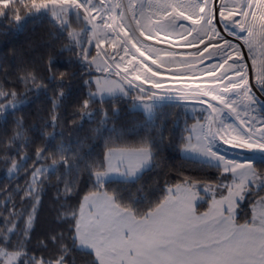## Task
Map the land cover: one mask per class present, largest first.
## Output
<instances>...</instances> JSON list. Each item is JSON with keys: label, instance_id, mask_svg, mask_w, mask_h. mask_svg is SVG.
Wrapping results in <instances>:
<instances>
[{"label": "snow or ice", "instance_id": "1", "mask_svg": "<svg viewBox=\"0 0 264 264\" xmlns=\"http://www.w3.org/2000/svg\"><path fill=\"white\" fill-rule=\"evenodd\" d=\"M254 4L256 7L264 6V0H240L231 6L222 2L219 8L215 4L209 7V0H192L187 10L181 7L177 11L170 5H157L156 11L147 15L141 6L137 15L135 0H129L127 11L122 4H112L110 0H0V16L5 19L14 15L16 21H21L22 8L29 13L24 19H41L50 14V22H54L53 28L57 35L67 33L63 50L75 55L82 68L86 65L90 72L95 64L97 71L111 74L115 65L117 76L125 74L122 79L127 81L128 88L115 86L107 80L101 84L97 79V88L93 91L92 80H85L89 92L82 103L75 105L73 124L76 123L75 112L80 113L81 121L92 119L96 114L94 106L97 103L105 105L109 100L113 104L112 116H115L120 97H132V89L139 90L133 98V107L143 109L150 121L154 119V110L162 107L164 102L187 108L188 105H180L178 101L191 98L194 100V109L196 105H205L199 109L204 123L197 120L186 141H181L182 149L192 153L188 159L215 169L222 178L215 188L210 185L203 187V192L212 193L210 202L203 196L197 197L194 191L203 181L185 178L180 183L168 186L163 197L155 204L142 209L138 207L140 201L133 193H121L118 190L109 193L107 189L111 183L136 184L146 171L158 166V153L166 139L162 123L145 128L143 135L137 132L138 139L131 149L116 147V142L122 141L123 135L115 138L110 136L105 140L106 151L101 161L88 160L80 155L79 149L72 151L64 145L49 151L30 139L22 119L18 120L13 134L0 140V148L3 149L0 161L4 162L9 177L18 176L21 172L30 175L24 187L17 186L14 195L23 193L20 196L22 203L31 201V204L30 210H17L13 202L11 211L2 217L0 264H75L74 260L70 262L68 259L74 251L83 255L94 254L95 258L87 264H264V196L251 220L241 222L237 211L240 201L255 189L259 190L257 194L264 192V111L261 110L264 109V101H260L253 90L251 74L256 70L257 61L252 55L253 40L249 39L264 35V24L258 33L255 25L258 16L253 10ZM179 21H187L193 27L188 28ZM197 25L200 27H195ZM177 28L183 31L177 33ZM221 29L227 36L243 40L249 48V56L244 57L240 46L226 39ZM245 31L248 38L240 34ZM194 32L196 37L188 40ZM173 33L175 38L187 42L184 46L198 49L194 56L203 58L208 53V59L220 57L217 63L207 66V72L202 73L213 77V80L206 84L196 83V77H189L180 67H172L170 62L165 63L159 57L152 58L151 64L156 69L162 66L167 68L172 77L182 80L186 85V89H173L166 86L164 79L157 78L160 76L158 71L150 65L145 66L132 54V50H135L144 60H149L145 49L149 53L160 50L145 45L144 41L160 43L163 40L168 43L167 38ZM86 37L88 45L95 40V57L91 56L90 47H85ZM205 37L209 43L205 42ZM105 44L113 49L115 55L110 56L106 49L100 51ZM200 45L204 47L200 49ZM261 47H264V41H261ZM210 48L222 51L210 52ZM118 49H122L123 55ZM117 55L119 61L129 57L126 64L118 62ZM174 55L163 52L164 57ZM98 58L103 60L102 67ZM247 59L252 61L251 68L247 65ZM230 60L233 61L231 64L228 63ZM41 61L48 68L47 83L34 64L19 57L17 70L20 81L25 85V93L20 95L15 90L9 93L0 85V120L6 122L7 114L10 111L14 114L26 102L28 92L35 89L38 93L51 85L54 91L49 113L51 126L54 128L60 122L57 113L68 99L71 88L70 83L65 84V81H71L74 74L54 70L52 53H48L46 59L41 57ZM135 64H139L146 75L142 76L136 69V74L128 79L130 69L127 65ZM226 65L225 72L217 77V71L225 69ZM181 67L191 68L193 62L183 61ZM136 80H139V84L133 83ZM145 83L157 91L141 87ZM29 85L32 87L29 88ZM257 87L260 94L264 95V59L257 77ZM109 118V114L104 111L101 125L106 124ZM185 131L188 129L185 128ZM193 133L196 134L195 145L191 142ZM44 135L50 134L45 132ZM32 145L36 148L35 160L29 166L31 157L28 149ZM13 148L14 151L10 153L9 149ZM48 160H51V165L47 164ZM58 164L64 168L63 175L59 177L64 187L57 192L58 197H66L75 190L80 172L88 175L92 187L83 197L78 210L70 213L62 211L57 217L59 220L70 216L71 221H74L68 234L71 244L66 243L64 233H53L48 239L38 241V246L47 250L50 240L56 249L54 253L47 258L43 255L29 256L26 245L30 242L28 237L35 220L45 174L50 175ZM225 190L227 195H224ZM197 198L209 203L207 210L200 211ZM7 204L8 201H5L6 211ZM19 219L24 221L22 229L17 224ZM10 236L16 237L14 244Z\"/></svg>", "mask_w": 264, "mask_h": 264}, {"label": "trees", "instance_id": "2", "mask_svg": "<svg viewBox=\"0 0 264 264\" xmlns=\"http://www.w3.org/2000/svg\"><path fill=\"white\" fill-rule=\"evenodd\" d=\"M20 15L22 19L19 22L16 21L14 15H10L7 19L0 16V85L4 90L9 93L15 90L20 95L25 93V85L20 81V73L17 70L21 56L25 61L34 64L37 72L45 78V83H47L48 68L41 61V57L46 59L48 53L54 55V70L67 71L74 75L71 81H65V84L70 83L71 88L68 99L64 101L57 113L61 119L56 127L51 126L52 121L49 115L54 97L53 86L50 85L38 93L35 89L28 92L26 102L20 105L14 114L10 111L6 116V122L0 120V140L11 136L15 122L22 119L28 137L35 140L36 144L47 147L49 151H54L59 145H64L72 151L79 149L80 155L88 160L102 161L106 151L105 140L110 136L115 138L117 135H123V140L117 141L116 147L133 148L138 139L137 132L143 135L145 128L155 127L162 123L166 139L164 147L158 153V166L146 171L136 184H109L107 189L109 193L113 190H118L121 193L131 192L140 201L138 207L143 209L160 200L168 186L180 183L185 178L205 182L207 176L205 168L198 162L181 155V141H186L183 117L186 115L184 109L187 108L176 107L164 102L162 107L154 110V119L150 121L142 110L132 107V98L121 96L116 104L118 113L115 116H112L113 104L109 100L105 105L97 103L94 106L96 114L92 119L85 118L81 121L80 113L75 112L76 123L73 124L71 121L74 118L75 105L82 103L83 98L88 95L89 88L84 81L89 80L91 73L86 65L82 68L81 62L75 55L63 50L68 38L67 33L58 36L57 31L53 28L54 22H50L49 16L41 19H24L29 15L28 11L23 8ZM31 87L29 85V88ZM104 111L109 114L110 118L106 124L101 125V116ZM95 129H99V131L94 132ZM45 132L50 135L45 136ZM13 151L14 148L9 149L10 153ZM35 151V145L28 149L31 157L28 161L29 166L35 160ZM2 154L3 149L0 148V155ZM47 164L50 165L51 160H48ZM63 172V165L58 164L50 175L45 174L35 220L28 237L30 242L26 245L29 256L43 255L47 258L54 253L56 249L50 240L47 250L38 246V241L48 239L53 233H64L66 243L71 244L68 234L74 221H71L70 216L59 220L57 217L62 211L70 213L72 210H77L83 196L89 193L92 182L87 174L80 172L75 190L66 197L64 195L58 197L57 192L64 187L63 182L59 179ZM29 179L30 175L25 172L9 177L4 162L0 161V228L3 227L2 217L11 211L13 202L17 210H30L31 201L22 203L20 199L23 193L14 195L17 186L24 187L25 182ZM5 201H8L7 211ZM17 224L21 229L24 227L22 219L17 220ZM10 240L14 244L16 237L10 236ZM68 259L70 262L74 260L75 264H87L89 260L93 259V256L74 251Z\"/></svg>", "mask_w": 264, "mask_h": 264}, {"label": "rangeland", "instance_id": "3", "mask_svg": "<svg viewBox=\"0 0 264 264\" xmlns=\"http://www.w3.org/2000/svg\"><path fill=\"white\" fill-rule=\"evenodd\" d=\"M111 1H113V3H114V0H111ZM216 1L217 0H209V7H212V4H215V6L216 5L219 6V4L216 3ZM221 1L223 3H227L229 6H231L234 3L240 2V0H221ZM191 2H192V0H182V3L183 4H180V6H178L179 7L178 8V11L180 10L181 7H184L187 10V6ZM199 2H203V0H199ZM136 3H137V0H136ZM140 6H142V5H140ZM260 7H256L255 4H254L253 5V10H255L257 12V14H258ZM136 12H137V10H136ZM28 15H29V13H28ZM48 16L50 17V14ZM128 19L129 20L131 19V15L128 16ZM237 19H240V17H237ZM180 23H183V22L181 21ZM260 26H261V24H260ZM191 27H193V26L190 25V27H188V28H191ZM197 28H199V27H197ZM178 29L179 28L176 29V32H177ZM220 31H221L222 35H224L225 38L228 39L229 41L234 40V38L232 36H227L225 33H223V30L222 29ZM237 31H239V30H237ZM260 31H261V29L258 30L257 32L259 33ZM173 34H175V33H173ZM173 34L170 35L167 39L173 41V39L175 38V36ZM240 34L243 35L244 37L248 38V34H247L246 31L245 32H242ZM201 35H203V32H201ZM194 37H196V33L195 32L192 34V36H189L188 37V40H192ZM263 37H264V35H257V36H255L253 38H249V39L253 40V51H252V55H254L256 58H257L256 51H258L257 49H259V48H257V46L260 44V40L263 39ZM87 39L88 38L86 37L85 38V40H86L85 47H90L91 56L95 57L96 54H97V49L95 47V40L92 41V44L91 45H88ZM239 41L240 40L236 39V41H232V42L234 44H236V45L239 46V45H241V44L238 43ZM153 42L156 43L154 40H148V41H144V44L145 45H148V46H151L153 49H155V48H157V46L156 45H153L152 44ZM205 42L206 43H209L210 42V41H208L207 37H205ZM211 42H215V41H211ZM258 42H259V44H258ZM186 43H187L186 41H183V42H181L179 44V46L184 47V48L187 49V52L186 53L180 54L179 52L171 51L170 49H168L170 52H172V53L175 54L174 56L179 55V56H176V58H173V60L174 61H180V60H187L188 59L189 61H194L195 63H193V67L187 68V70H185L184 72L188 73L189 77H191V76L194 75L197 78L196 81H195L196 83L206 84L208 81L213 80L214 79L213 77H208L206 75H203L202 73L207 72L209 70L207 68V66L210 65V64L217 63L220 60V57L219 56H213L211 59H208L207 58L208 57V53H205L203 58L198 57V56H194V54L197 53L198 49L197 48H192V50H193L192 51L191 50V47L184 46ZM203 47H204V45H200L199 46L200 49H202ZM129 48H131L130 45H129ZM163 48L164 47H160V49H157V50H160L158 52L162 56H163V52L167 50L166 48H164L165 50ZM241 48L243 50V52L241 51L242 55H245L246 57H248L249 56V54H248L249 53L248 46L246 45V50L244 48V45L243 46L241 45ZM105 49L110 54V56L111 55H115V53L113 52V49L110 48V47H108V44H105L100 49V51L103 52V51H105ZM247 49H248V51H247ZM118 51L120 52L121 55H123L122 49H118ZM209 51L210 52H213V51L214 52H221L222 49H211L210 48ZM145 52H146L147 55H150L149 52L147 51V49H145ZM132 54L135 55L145 66H149L150 65L153 70L158 71L160 73V76L157 77V78L164 79L165 82H166V86L167 87H170V88H173V89H180V88H185L186 89V85H185V83H183L182 80H177L174 77L173 78H169V77H172V76L170 75L168 69H166L165 67L162 66L161 68H159L160 70L159 69H156V66L154 64H151L148 61H145L143 57L139 56L138 53H135V50H132ZM180 55H182V56H180ZM128 59H129V57H125V60L124 61H119V56L118 55L116 56V60L118 62H120L121 64H126V62H127ZM246 62H247V65H248V62H249V66L248 67L251 68V66H252L251 59H247ZM98 63L101 65V67L103 66V60L102 59L98 58ZM176 63H178V62H172L171 63V66L172 67H180V68H183V67H181V63L180 64L178 63L179 65L176 64ZM256 65H258L257 62H256ZM127 66L130 69V73L128 75V79H131V77L136 74V69H140V65L139 64H135V65H127ZM225 67L227 69V65ZM256 68H257V66H256ZM163 71H165V73H162ZM257 71H259L258 73L260 74L261 65L259 67V70L257 69L256 72ZM116 72H117V69L115 68V65H113L112 70H111V74H109L107 72L97 71V66L94 64L92 66V68H91V71H90L91 74H90V77H89V79L92 80V88L91 89L93 91L96 90L97 85H96L95 81L97 79H99L101 81V84H103L105 82V80H107V81H109L110 83H112L115 86L123 87V88H128L129 85H128L127 81L125 79H122V77H124L125 74L124 73H120V75L117 76L116 75ZM140 74L142 76L143 75H146V74L143 73L142 70H141ZM221 74H222L221 70L217 71V73H216L217 77H219ZM253 74H257V73L253 72ZM259 74H258V76H259ZM258 76H256V80H255V83L253 85V90H254L256 96L258 97V99L260 101H264V95H261L260 94V92L258 91V87H257V77ZM133 83L139 84V80L133 81ZM141 87H144L146 89H149L152 92L157 91L155 89H150L149 88V85L147 83L141 85ZM138 91H139L138 89H132V97H130V98H132V100L136 96V94H137ZM172 94L173 95H176L175 92H173ZM203 99L207 100L208 98L207 97H203ZM178 103L180 105H188L187 109H184L185 112H186V115L183 117L184 129L185 128L188 129V131H186V138H187L189 136V132L192 131L193 125H196L197 124V120L198 119H200L201 123H204L203 118L201 116V113L199 112V109L205 107V105H196V107L194 109L192 107V105L194 104V100L191 99V98L181 99V100L178 101ZM213 103H215V102L213 101ZM132 107H133V104H132ZM134 109H138V110H142L143 111V109H140V108H134ZM261 110L264 111V109H261ZM234 122L235 123H238V121H234ZM191 142H192L193 145L196 144V134L195 133L192 134V141ZM223 147H226V146H223ZM127 149H131V148H127ZM181 155L183 157H185V158H188L189 156L192 155V153L191 152H188V151H185V150H183L181 148ZM256 162H257V164H259V160L258 159H257ZM203 167L205 168V172L207 174V176L205 178V182L203 184L198 185L197 186V189H195L194 191L196 192L197 197L203 196L206 200H208L210 202V197H211L212 193H210V192H208V193L203 192V187H205L206 185H210L211 187L215 188V185H216V183L218 181L222 182V178H221V174L218 173V172H216L215 169L208 168V167H205V166H203ZM258 191H259L258 189H255L252 192L251 195H247V197L244 200H241L240 201V204H239V207H238L237 211L239 212V218H240V221L241 222H243L245 219L251 220L252 217H253L254 211H256V210L259 209V207H260L259 201H260L261 197L264 196V192H259V194H257ZM224 195H227V191L226 190L224 191ZM82 200H83V198L81 199V201ZM81 201H80V203H81ZM196 202L200 205V211L201 212L207 210L208 207H209V203L208 202H205V200H201V199L197 198V201ZM79 206H80V204H79ZM79 206H78V209H79ZM92 256H93V259H94L95 258L94 257V254H92Z\"/></svg>", "mask_w": 264, "mask_h": 264}, {"label": "flooded vegetation", "instance_id": "4", "mask_svg": "<svg viewBox=\"0 0 264 264\" xmlns=\"http://www.w3.org/2000/svg\"><path fill=\"white\" fill-rule=\"evenodd\" d=\"M110 2L112 3V4H114V3H120V4H122L123 6H124V10L125 11H127V5L129 4V1L128 0H114V3H113V1H111L110 0ZM135 3H136V0H135ZM138 3V2H137ZM136 3V5H137V8H136V10H137V15H139V11H140V5L139 4H137ZM167 6V5H166ZM179 8V7H178ZM177 8V9H178ZM120 9H117V11H119ZM168 10L170 11L171 9L170 8H168ZM178 11V10H177ZM145 15H147V13H145ZM179 22H181V21H179ZM183 23H184V21H182ZM135 25L133 24V27H134ZM196 27H200L199 25H197ZM179 32H182V30L179 28L178 30H177V33H179ZM137 35H138V33H137ZM174 36H175V34H173ZM141 40H142V37H141ZM184 40H180V39H178V38H174L173 39V41H171V40H168V43H164L163 41L162 42H160V43H153V45H156L157 46V48H155L156 50L157 49H160V47H164V48H166L167 50L168 49H170L171 51H176V52H179L180 54H183V53H186L187 52V49L186 48H184V47H181V46H179V44L181 43V42H183ZM173 43H174V46H173ZM239 44H242V46L244 45V48H245V50H246V45H245V43H244V41L243 40H240L239 42H238ZM158 44H162V46H159L158 47ZM169 44H171V47H169ZM240 46V48H241V45H239ZM163 48V49H164ZM192 48H195V47H191V50H192ZM165 50V49H164ZM166 50V51H167ZM241 51L243 52V50H242V48H241ZM247 51H248V49H247ZM168 52H170L169 50H168ZM172 53V52H171ZM150 55V59L148 60L150 63H151V59L152 58H157V57H159L160 59H162L165 63H172V62H178L179 64L180 63H182L183 61H189L188 59L187 60H180V61H174L173 60V58H176V56H179V55H176V56H174V57H164V56H162V55H160V53L159 52H157V51H153V52H151V53H149ZM185 55V54H184ZM180 56H182V55H180ZM244 57H246L245 55H243ZM172 59V60H171ZM190 62H194V61H190ZM178 63H176V64H178ZM195 63V62H194ZM178 64V65H179ZM177 65V66H178ZM248 66H249V62H248ZM185 68V69H184ZM167 69V68H166ZM181 69V71L182 72H184L185 70H187V67H183V68H180ZM140 70V72H141V70L143 71V69L142 68H140L139 69ZM160 70V69H159ZM252 75V84L254 85V83H255V80H256V77L253 75V73L251 74ZM255 75H257V74H255ZM256 87V86H255ZM257 88V87H256Z\"/></svg>", "mask_w": 264, "mask_h": 264}, {"label": "bare ground", "instance_id": "5", "mask_svg": "<svg viewBox=\"0 0 264 264\" xmlns=\"http://www.w3.org/2000/svg\"><path fill=\"white\" fill-rule=\"evenodd\" d=\"M137 2H138V4H140V5H142L143 7H144V9H145V13H149V11H148V7H147V0H137ZM221 0H217L216 1V3H218L219 4V6H220V4H221ZM172 6V7H175L176 8V10H178L177 8H178V6H176L175 4H171V2H167V6ZM213 5V4H212ZM219 6L218 5H216V8H219ZM170 9H171V7H169ZM257 16H258V19H257V21L255 22V25H256V31H258V30H260L261 29V26H260V24L262 25V24H264V19H260L259 17H264V6H261L260 7V9H259V12H258V14H257ZM249 21H251V17H249ZM184 24H185V26L186 27H190V23L189 22H185L184 21ZM190 24V25H189ZM257 36V35H256ZM163 40H161V42H162ZM172 41V40H171ZM232 41H236V39H234V40H232ZM261 41H264V37H263V39H261L260 40V44H259V42H258V44L260 45H258L257 46V48H259V49H257L258 51H256V56H257V58H256V61H257V63H258V65H256L257 66V68H256V70L258 69L259 70V67H260V65H261V62H262V59H264V47H261ZM153 44V43H152ZM242 45V44H241ZM193 51V50H192ZM249 54V53H248ZM263 55V56H262ZM149 62V61H148ZM150 63V62H149ZM194 63V62H193ZM232 63V61H229V64H231ZM251 64H252V61H251ZM221 70V72L222 73H224L225 72V70H226V67H225V69H220ZM256 70H255V73H257V75H255V74H253L255 77L256 76H258V72L259 71H257L256 72ZM169 78H173V77H169ZM197 79V78H196ZM225 82H227V81H225Z\"/></svg>", "mask_w": 264, "mask_h": 264}, {"label": "water", "instance_id": "6", "mask_svg": "<svg viewBox=\"0 0 264 264\" xmlns=\"http://www.w3.org/2000/svg\"><path fill=\"white\" fill-rule=\"evenodd\" d=\"M167 2H171V4H175L176 6H180L182 3V0H147V7L149 12H155L156 11V6H166ZM152 5L151 8H149V5ZM169 5V4H168ZM190 25V24H189ZM154 43V42H153ZM162 46V44H158V47ZM174 46V43H173Z\"/></svg>", "mask_w": 264, "mask_h": 264}]
</instances>
